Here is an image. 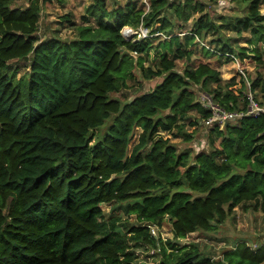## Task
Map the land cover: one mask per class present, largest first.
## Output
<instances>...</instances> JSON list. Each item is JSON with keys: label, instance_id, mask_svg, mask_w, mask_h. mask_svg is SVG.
<instances>
[{"label": "trees", "instance_id": "1", "mask_svg": "<svg viewBox=\"0 0 264 264\" xmlns=\"http://www.w3.org/2000/svg\"><path fill=\"white\" fill-rule=\"evenodd\" d=\"M18 1L0 0V264H132L136 244L159 250L161 264H264V243L252 248L241 241L216 261L196 244L181 247L150 230L169 218L175 240L216 232L238 207L260 212L264 224V115L209 129L207 152L179 151L160 135L178 131L188 145L195 132L186 127L197 129L211 117L192 86L223 110L248 111L244 77L224 84L207 63L178 74L176 62L191 61L201 44L203 53L228 62L233 55L261 63L264 0H231L244 15L227 26L213 24L193 0H149L148 11L135 1L110 9L106 0H94L80 24L63 17L78 33L69 42H41L43 0L12 8ZM195 14L201 17L194 31L173 33L174 21ZM126 27L150 33L128 40ZM223 29L250 33L254 48L222 36L204 43L209 32ZM161 37L154 69L146 62ZM14 61L28 63L20 77ZM137 69L146 82L164 80L129 103L113 98L139 83ZM250 91L264 95V80L253 81ZM191 112L199 119L191 120ZM114 203H128V214L143 225L110 236L103 206Z\"/></svg>", "mask_w": 264, "mask_h": 264}, {"label": "rangeland", "instance_id": "2", "mask_svg": "<svg viewBox=\"0 0 264 264\" xmlns=\"http://www.w3.org/2000/svg\"><path fill=\"white\" fill-rule=\"evenodd\" d=\"M130 1H135L138 6L145 7L148 11L149 0H106L108 7L114 8L116 6H124ZM170 2H180V0H169ZM185 0H181L183 2ZM198 2L205 7V15L211 19L213 24L216 26H227L229 19L233 20L235 18H242L244 11L242 8L231 0H218L215 3H210L207 0H193ZM28 0H19L12 4V8L27 7ZM94 2V0H43V11L40 18V25L37 32V36L41 42L46 41L50 38H59L63 41H72L77 37V31L72 24H63V17L70 14L74 17V24L81 23V17L85 15L86 9ZM261 12L264 15V4L261 7ZM168 16L170 19L174 20V13L169 11ZM201 17L200 14H195L189 22H175V28L173 33H190L197 28V21ZM225 28V27H221ZM130 27L123 29V35L126 39H132L133 34L141 32V30H147L141 27L138 31H135ZM128 32H130L128 34ZM149 33V30H148ZM130 35V36H129ZM139 36V35H138ZM183 38V35H181ZM222 36L224 40H230L231 44L254 48V45L249 44L248 40H251L250 33H244L242 36H238L236 32L230 31L228 29H223L222 31H212L208 33L207 38L204 39L206 45L216 42V40ZM164 40V37L153 41L154 47L149 54V60L146 62V66H152V68L157 69V63L159 62L160 56L163 54L162 49L159 47L160 42ZM195 45L193 47V55L191 61L181 60L176 62L175 72L178 74H183L185 70H193L200 63L210 64L213 69H217L221 72V79L224 84L236 80L239 82L241 76L247 83L245 93L246 96L250 98V94L256 98L258 102L264 103V95L260 92H256L254 95L250 91V84L259 77L264 80V46L259 45L261 48L262 62L259 63L253 58H246L242 60V69L244 70V75L239 74L238 65L234 62H228L225 59H219L211 55H206L203 53L201 44ZM257 45V44H255ZM250 50V49H249ZM134 59H137V55H131ZM13 69L17 68V75L20 77L25 72H27V62H17L11 63ZM136 78H138L139 83L131 82L130 88L121 91L118 94L112 95L113 98L119 99L124 103H129L135 98L153 91L158 85L163 82L162 78H156L149 82H146L141 78L139 70H135ZM214 87H212L213 89ZM195 92V98L197 101L202 102L205 97H209L207 93L202 92L197 86H192ZM206 94V95H205ZM255 100V98H254ZM256 101V100H255ZM256 101V102H257ZM191 120L199 119V115L196 112H191L189 114ZM112 121H108L106 125L97 131V136L100 138L106 133ZM200 125V124H199ZM211 130L200 125L199 128H192L187 126L185 132L194 133V141L187 143L183 140L182 136L178 131L173 133H160L161 136L171 139L172 143L177 147L179 151H190V152H207L210 149L209 146V133ZM140 130L137 129L136 135L131 143L130 151L132 147L136 144ZM128 203H114L110 205L103 206L104 214L106 217V222L108 226L110 236H116V232H128L132 227L143 225L137 220L134 215H129L127 211ZM151 234L156 238H160L164 241L170 240L179 244L181 247L189 246L190 244H196L202 250L204 256L209 257L213 260H221L225 251L231 250L237 246L241 241H246L252 248L264 243V224L262 222V214L260 212H254L253 209L245 211L242 207H238L228 218V220L219 227L216 232H197L187 236L186 239L175 240L174 234L172 232V225L169 218L164 222L162 228H157L155 226L150 227ZM133 252V263L132 264H161L162 256L159 250H153L152 248L144 244H136L132 247Z\"/></svg>", "mask_w": 264, "mask_h": 264}, {"label": "built area", "instance_id": "3", "mask_svg": "<svg viewBox=\"0 0 264 264\" xmlns=\"http://www.w3.org/2000/svg\"><path fill=\"white\" fill-rule=\"evenodd\" d=\"M133 32V30H132ZM130 32H128L129 34ZM150 33V32H149ZM148 30H141V32H137L136 34H139L140 38H146L149 36ZM135 35V34H133ZM205 46V45H204ZM207 47V46H206ZM211 51H215L212 48L207 47ZM232 58L233 62L237 64L238 71L240 75H244V70L242 67V60H240L238 57L235 56H229ZM204 104L206 107L211 111L212 115L211 117L204 122L205 127L207 129H211L214 127H219L221 129H224L225 126L229 124H238L244 117H260L261 115H264V107L260 106L252 97L250 94L249 98V109L246 112H228L226 110H223L216 106L212 100L209 97H205L203 99Z\"/></svg>", "mask_w": 264, "mask_h": 264}, {"label": "bare ground", "instance_id": "4", "mask_svg": "<svg viewBox=\"0 0 264 264\" xmlns=\"http://www.w3.org/2000/svg\"><path fill=\"white\" fill-rule=\"evenodd\" d=\"M130 36V35H129Z\"/></svg>", "mask_w": 264, "mask_h": 264}]
</instances>
